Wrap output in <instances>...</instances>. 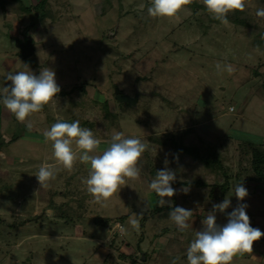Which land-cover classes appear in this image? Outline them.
Returning <instances> with one entry per match:
<instances>
[{
  "label": "rangeland",
  "instance_id": "obj_1",
  "mask_svg": "<svg viewBox=\"0 0 264 264\" xmlns=\"http://www.w3.org/2000/svg\"><path fill=\"white\" fill-rule=\"evenodd\" d=\"M37 1L0 0L7 46L0 48V90L24 65L35 75L53 70L60 88L24 123L0 95V264H128L131 257L135 264H187L195 231L226 197L230 205L216 212L217 225L244 204L250 226L264 233V184L250 169L252 145H264V18L255 15L264 0H246L236 12L242 23L228 25L214 20L202 0L174 18L149 17L151 0H45L41 19ZM24 36L34 49L21 59L14 40ZM217 62L235 71L218 73ZM119 94L136 95L135 103L117 101ZM59 120L90 129L101 140L93 154L107 149L113 129L147 141L140 178L121 185L106 206L91 202L81 182L90 166L78 160L41 187L39 166L54 163L43 133ZM181 145H195L217 164L207 169L185 155L179 161ZM165 167L175 180L202 179L205 186H176L160 206L148 185ZM238 184L248 193L240 201ZM177 206L193 211L184 231L168 217ZM231 264H264V235Z\"/></svg>",
  "mask_w": 264,
  "mask_h": 264
},
{
  "label": "clouds",
  "instance_id": "obj_2",
  "mask_svg": "<svg viewBox=\"0 0 264 264\" xmlns=\"http://www.w3.org/2000/svg\"><path fill=\"white\" fill-rule=\"evenodd\" d=\"M191 3L192 0H151L147 13L152 18H174L182 10L186 11ZM202 4L214 20L228 25V14L243 12L246 0H202ZM255 15L264 18V7L257 8ZM215 68L218 73L231 74L235 71L233 65L221 62H217ZM23 69L15 74L9 73L6 77L9 85L0 90L4 107L21 123L32 114L41 112L60 91L53 70L43 68L39 75H35L27 65H24ZM32 126L31 122L26 124L29 129ZM43 136L45 142L51 143L54 163L39 166L35 177L41 187H47L50 181L55 180L60 170L71 171L78 160L79 163L90 166L87 178L81 182L92 198L91 202L106 206L110 198L120 190L121 185L140 178L141 169L137 165L147 150V141L126 138L123 132L113 129L107 149L100 154H93L99 148L101 140L96 138L90 129L82 128L78 120L58 121L46 130ZM174 180L175 173L165 167L156 172L155 178L148 185L149 190L160 197V206L169 203L165 197L171 198L175 195V189L171 187ZM233 193L238 201L248 195L242 184L236 185ZM229 205L230 200L227 197L222 203L213 205V210L202 221V230L195 231V237L187 248V264H231L237 255L252 252L253 243L264 233L250 226L246 214L247 205L238 204L228 215L225 225L219 226L216 223V212H224ZM137 216L133 213L130 224L133 229L138 230L140 219ZM139 216L142 218V215ZM192 216V210L179 206L168 213L169 219L180 231L189 227L188 221ZM116 227L122 234H127L122 225L117 224ZM172 264H175V261Z\"/></svg>",
  "mask_w": 264,
  "mask_h": 264
},
{
  "label": "trees",
  "instance_id": "obj_3",
  "mask_svg": "<svg viewBox=\"0 0 264 264\" xmlns=\"http://www.w3.org/2000/svg\"><path fill=\"white\" fill-rule=\"evenodd\" d=\"M44 3H45V0H38L37 3L34 5V9L38 10V14L36 16H38V18H40V19L44 15V10H43ZM18 6L22 12H28L30 9L29 7L23 6L21 3H19ZM231 16H227L229 22H231L233 24L242 23V20H240L236 16V12H233ZM257 46H259V45L257 44ZM11 116H12V114H11ZM12 140H13V137H12ZM177 152L181 154V157L177 158L179 161H180V158H182L185 155L190 160H194V161L199 160V162H201L202 166L207 168V169L210 167H213V165L217 164V161H215L212 158L210 153H206L204 156L199 154L195 145H181L178 147ZM186 162L183 161L182 163L185 164ZM250 169L253 172V174L256 176L255 178L257 180L261 181L262 184H264V145L263 144H257L255 146L252 145L251 152H250ZM176 186H184V187H188V188H191V187H199L200 188V187H204L205 183L202 179H195L193 181L174 180V182L171 184V187L174 188ZM120 257L124 258V256H120ZM128 264H135V260L133 257L129 258Z\"/></svg>",
  "mask_w": 264,
  "mask_h": 264
},
{
  "label": "water",
  "instance_id": "obj_4",
  "mask_svg": "<svg viewBox=\"0 0 264 264\" xmlns=\"http://www.w3.org/2000/svg\"><path fill=\"white\" fill-rule=\"evenodd\" d=\"M14 45L15 47L18 49L19 51V57L21 59L26 58L28 56H30L33 53V45L31 43V38L29 36L26 37V39L22 42H17L16 40L14 41ZM117 101L122 102V103H129L131 105H133L135 103L136 100V95L133 97H129L125 94H119L116 96ZM61 121V120H59ZM142 258V257H141Z\"/></svg>",
  "mask_w": 264,
  "mask_h": 264
},
{
  "label": "crops",
  "instance_id": "obj_5",
  "mask_svg": "<svg viewBox=\"0 0 264 264\" xmlns=\"http://www.w3.org/2000/svg\"><path fill=\"white\" fill-rule=\"evenodd\" d=\"M15 40H17V39L15 38ZM0 48L4 51H6V49H7L6 42L4 41V38L1 35H0ZM2 112H3V106H1V104H0V125L2 122Z\"/></svg>",
  "mask_w": 264,
  "mask_h": 264
},
{
  "label": "flooded vegetation",
  "instance_id": "obj_6",
  "mask_svg": "<svg viewBox=\"0 0 264 264\" xmlns=\"http://www.w3.org/2000/svg\"><path fill=\"white\" fill-rule=\"evenodd\" d=\"M26 37H27V36H24V39H23V41L26 39ZM16 41H17V42H22V41H18V40H16Z\"/></svg>",
  "mask_w": 264,
  "mask_h": 264
}]
</instances>
